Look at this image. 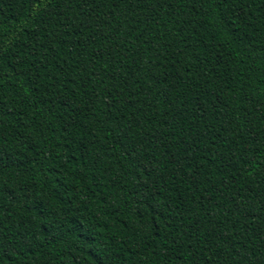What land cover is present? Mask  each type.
<instances>
[{"label":"trees","instance_id":"trees-1","mask_svg":"<svg viewBox=\"0 0 264 264\" xmlns=\"http://www.w3.org/2000/svg\"><path fill=\"white\" fill-rule=\"evenodd\" d=\"M0 264H264V0H0Z\"/></svg>","mask_w":264,"mask_h":264}]
</instances>
